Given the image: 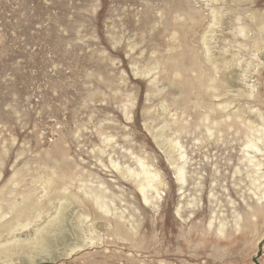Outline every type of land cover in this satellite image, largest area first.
I'll return each instance as SVG.
<instances>
[{
	"label": "rangeland",
	"instance_id": "374dc122",
	"mask_svg": "<svg viewBox=\"0 0 264 264\" xmlns=\"http://www.w3.org/2000/svg\"><path fill=\"white\" fill-rule=\"evenodd\" d=\"M247 124L264 125V0H0V227L35 204L1 230L19 245L0 264L40 254L38 230L57 259L37 264H264V146L257 169ZM175 140L183 183L158 145ZM139 159L157 208L126 173Z\"/></svg>",
	"mask_w": 264,
	"mask_h": 264
},
{
	"label": "bare ground",
	"instance_id": "6f19581e",
	"mask_svg": "<svg viewBox=\"0 0 264 264\" xmlns=\"http://www.w3.org/2000/svg\"><path fill=\"white\" fill-rule=\"evenodd\" d=\"M213 12L214 11L212 9V13ZM216 18L217 17L214 15L212 21L215 22ZM149 71H146L145 73L148 74ZM201 82L199 83L200 85H201ZM214 88H216V87H214ZM228 105L229 104L226 103V106H224L225 109H226V107L228 108ZM162 107H164V106H162ZM164 109H166V108L164 107ZM228 114H231L234 117H239V112H228L227 116H229ZM224 117L226 118V116H224ZM215 124H218V122H215ZM258 125L259 126H257L255 128L253 124H251V125L247 124V126H246L247 127V131L245 132L246 140L244 141V147H245V154L247 155V162H252L253 163L252 165L257 166V169H260V166L262 165V163L260 161H258V160H256V161H254V160H255L256 154H259L261 152V150H262V148L260 147L259 143L262 146H264V125H261V124H258ZM249 131H253V132L249 133ZM159 133H160V131H159ZM152 137H154V136H152ZM156 138H157V136H156ZM158 145L162 149L163 148L165 149V153L166 154H170V152H172L171 150L178 151V154H177L176 158H172L171 156L169 157L168 155L167 156H168V158H170L168 160L170 162V165H172L174 170H175L177 180L179 182L183 183L185 181V178L183 176V174H184L183 173V164L181 163L182 164L181 165V164L178 163V160L183 159V157H184V153L181 151V145L176 140L174 142L161 141L160 143H158ZM175 151H173V153ZM138 163L141 166V170L139 172L134 171L131 168H126V173L128 172V174L130 173L131 175L134 176L133 177L134 179L132 181H133L134 184H136V186L138 187V189H139V191L141 193L142 204L149 205L152 208H157V203L160 200V194H159L158 186L162 184L161 180H159L160 176L158 175V173L156 171H152V170H150L148 168L147 165H144V163H143V161L141 159L138 160ZM114 166L117 168V171L119 172V174H121L123 176L124 172L119 167V165L118 164H114ZM50 181H52V180H50ZM50 184H52V182H50ZM148 188L153 190L155 194L154 195L148 194ZM262 193H263L262 195L264 197V192H262ZM71 194H73V193H71ZM92 195H93V193H92ZM74 196H76V195L74 194ZM103 196L104 195H102V194L101 195L96 194L93 197L91 196L92 197V201H93L94 205L96 206V208L100 211L102 216L106 217L107 220H109L110 217L113 218L115 226H116V229L119 230L123 226V221H125L126 218L122 214H117L114 210L112 212L110 210V208H109V205H107L108 202L106 203L104 201ZM79 198H81V197H79ZM64 203L60 205V209L61 210L66 209L65 205L66 204H70V200L67 197H65L64 198ZM34 207H35V204L30 202V201H28L26 204H24L22 206L15 207L14 208V210H15L14 218L7 220L8 227H0V234H1L2 231H6V232H11L12 233L13 231H15L17 229V227L19 228V226L20 227L29 226L28 224L31 223L30 222L31 220L29 222H28V220L31 217V215H30L31 214V209H34ZM260 211H261V209H260ZM256 212H258V211H254L253 215ZM3 216H0V219ZM108 216H110V217H108ZM62 218H63V215L61 216V219L54 218V220H56V222L58 221V223H55V221H52V220H49L48 223L52 224V225H56L57 226L56 230H61L62 226H63L62 225ZM84 218H88V216L84 215ZM22 219H24V221H23L24 223H19V221L22 220ZM58 225H60V227H58ZM210 225H212L211 221L209 222V226ZM218 232L219 233L222 232V228L221 227L218 228ZM60 240H64V237H60ZM53 242H54V239L52 237L48 238V237H46V236H44L42 234V230H38L31 240L26 241V245H28V246L31 245V247H27L29 249H35V247L41 246L40 250L38 251V252H40V254L36 253V254L32 255L27 250L22 251L24 253L22 256H18L17 258H12V260L15 261L13 264H15V263H17V264H37L38 262L45 261V260L53 262L54 260L57 259L55 256H53L50 253L42 254L44 252L43 248L46 247L44 245L46 244L47 247H48L51 244H53ZM17 245H19V242L16 243L15 240H12L11 242H6L5 239H0V261L2 263H4L5 261H8V257L12 256L13 254H16L14 249H15V247ZM78 247L79 246H77V245L72 246V248L70 249V253L72 251H74Z\"/></svg>",
	"mask_w": 264,
	"mask_h": 264
}]
</instances>
